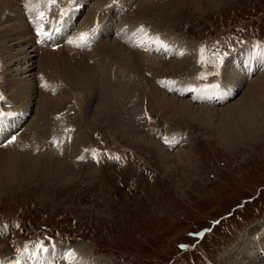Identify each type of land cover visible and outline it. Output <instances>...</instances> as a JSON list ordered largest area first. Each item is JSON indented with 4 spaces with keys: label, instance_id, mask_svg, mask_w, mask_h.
Returning <instances> with one entry per match:
<instances>
[{
    "label": "rangeland",
    "instance_id": "rangeland-1",
    "mask_svg": "<svg viewBox=\"0 0 264 264\" xmlns=\"http://www.w3.org/2000/svg\"><path fill=\"white\" fill-rule=\"evenodd\" d=\"M125 1L112 4L110 11V7L108 10L105 7L103 13L109 11L112 14L101 17L111 18L116 32L128 27L129 34L134 30L133 33L141 35L138 30L143 27L149 38L162 40L167 45L166 53L156 57L166 61L167 65L158 60V80L153 74L149 75L144 81L145 88L135 80L127 95L117 89L121 84L112 79V71L118 62L106 58L99 68L103 77H108L113 91L110 96L106 86L109 96H105V100L102 81L95 85L98 96L91 107L102 118V124L96 125L88 124L86 118L83 120L78 105L72 111L68 109L73 102L70 93L61 92L60 78L49 75L55 85L51 84L47 92L39 91L37 95L60 100L58 104L61 105L36 112L41 116L48 115L47 122L43 120L44 130L37 129V137L35 135L45 153L32 152L28 148L19 152L27 160L31 156L28 162L38 163L40 169L32 180H29L30 172L26 171L24 183L11 185L10 191L5 189L2 194L0 252H14L22 244L50 245L52 240L86 246L81 255H89L91 263L88 264H263L259 247L264 244V118L257 112H249L256 123L255 136L247 138L245 144L241 141L238 146L227 148L217 137L222 123H210L207 119L204 124L175 116L172 105L167 110V102L173 96L180 102L191 98L194 106L208 104L196 102L195 93L181 95L162 86L168 81L180 83L177 77L181 75L182 81H194L197 88L202 89L205 84L199 77L201 74L229 78L230 72L237 68L245 81L233 89L235 97L221 106L225 108L245 98L247 89L260 84L264 75L263 72L257 76L260 71H253L249 76L244 69V60H240L241 56L253 53L254 45H264V0H145L141 8L139 2L130 5ZM145 6L150 7L146 9ZM143 8L150 12L146 14ZM118 25L121 29L117 31ZM180 46L183 54L179 57L176 50ZM185 47H192L191 51L186 52ZM224 53L222 62L229 60L234 66L226 67L230 71L225 74L224 65L221 67L222 62L218 59ZM188 56H191L190 60L184 59ZM256 56L260 59L259 54ZM6 59L0 51V95L3 96L0 110L21 113L18 108L23 103L17 106V90L15 85L9 84ZM178 66L182 67L178 69ZM128 76L133 78V73ZM152 81L158 87L154 86L155 93L152 92ZM222 85L224 88L229 86L223 82ZM163 88L167 98L161 97ZM148 89L153 96L148 94ZM263 93L264 89L253 96L260 108L264 106L260 101ZM145 98L151 104H144ZM83 102L85 106L86 100ZM130 106L136 108V115L127 112ZM144 107L149 110L148 115ZM36 108L37 105L33 109ZM192 113L191 116H197ZM34 114L28 115L29 124L24 121V128L35 119ZM56 115H60L61 121L56 117L55 122H59L60 127L57 140L63 141L60 149L51 143L52 138L57 137ZM65 115H72V118L64 119ZM150 122L154 128L148 127ZM174 134L183 137L179 145L167 147L170 155L182 157L179 162L173 160L175 164L162 161L153 146L135 147L136 140L143 137L141 135L149 140L158 138L163 144L162 137ZM90 149L98 154L99 163L95 158H88ZM81 156L83 160L79 159ZM115 156L121 159L117 161ZM244 250L252 253L251 259L244 258Z\"/></svg>",
    "mask_w": 264,
    "mask_h": 264
},
{
    "label": "bare ground",
    "instance_id": "bare-ground-1",
    "mask_svg": "<svg viewBox=\"0 0 264 264\" xmlns=\"http://www.w3.org/2000/svg\"><path fill=\"white\" fill-rule=\"evenodd\" d=\"M20 2H21V0H0V51L4 52V55L7 56V59H6L7 65H8L7 71L9 72V77H10V79L8 81H9L10 85L16 86L15 87V89L17 90L16 98L19 100L17 106H19L20 102L23 103V105L18 108L19 110L21 109L20 110L21 113H17V114L20 115V117H25V118H23L21 121L18 118L9 119L7 121V124L2 126V130H0V135L1 136L4 135L8 130H14V129H16V127H17L18 131L21 130V128L24 126V121L28 122V124H29V121L26 119L30 113H32V114L35 113L34 114L35 119L30 123V125L26 124L25 128L23 127V131L21 132V134H19L18 137H15L16 142L14 144H10L9 146L5 147L4 149H0V200H1L2 194L4 192H6L5 189L10 191L9 186L12 185V187H13L14 185L22 184V183H24V181L27 180V178H25V176H26L25 172L26 171L30 172V173H28V176H31L29 178V180L36 178L38 175L37 174L39 172L38 169H40V168H38L39 164L35 163V162L29 163L28 160H30L31 156L29 155L30 157L27 160L25 157H23V156L21 157L19 152H21L22 150H25V148H28V150H30L32 152L40 150L39 152L42 153L45 151V150H43V148H44L43 144H41V142L36 138L37 137L36 131H37V129H41L42 131L44 130L45 125L43 123V120H45V122H47L48 115L44 116L42 114L44 116L43 117L40 115V113L36 114V112H38V110H40V109L48 110V108H51L54 106L60 107V105H61V104H58L60 102V100H52V99H50V97L48 98V97L43 96L41 94H40V98H39V96L37 95L39 91H41L42 93L47 92L49 90L51 84L55 85L54 83H51L53 81H51L49 75H51V76L55 75L56 77L58 76L60 78V80H58V81L61 84V85H59V84L58 85L63 87V90L61 92H63L65 90V91L70 93L69 97L71 99H73V102H72V104H70L71 107L67 106L68 109L72 111V108L73 109L77 108V105H78L80 107V112H82L83 120L86 118L85 121L88 124L96 125L99 122H101V124H102V121H101L102 118L100 116V113L95 112L94 109H92V107H91V104L96 101V96H98V92L96 90L95 85L98 84V81H100V82L102 81L103 89H104V91L102 92V96L104 97V99H105V96L108 95V93L105 91L106 86L110 90V93H109L110 96L112 94L111 92L113 91L108 84V82H109L108 77H103L102 72L100 71V68H99L100 65H103L106 58H108V59L113 58L114 62H118L117 68L112 71V74H113L112 79H114V81L121 84V87L117 88V89H120V90L122 89L123 93H125V94H127V92L128 93L131 92L132 83L135 80H136V82H138L140 87H144V88H145L144 81H145V79L147 80L149 75L151 76L153 74L155 80H158V78H159V62L161 64L164 63L167 65L166 61H160L159 58L156 56L154 58H152L151 56H149L147 53H145L142 50H138L137 52L134 53L133 52L134 50H132V48L128 45L127 39L125 38V37H127L126 34L129 35V33H130V31L128 30V27L125 28L126 30L123 28L121 29V27H120L121 25L119 24L120 26L119 25H118L119 27L116 26L117 27L116 29H117V31H118V28H120L121 30L119 32H116L113 20L111 18L104 19L101 17V15L103 17L104 16L108 17L112 14V12H109L110 10H112L111 8H113L111 6L113 4L112 0H96L95 2H93L91 4V6L89 7V10L87 12V15L84 18L85 19L84 23L87 27H92L96 24H98L100 26L99 32H100V38L102 39L100 42L95 44V46H93L92 48H90L88 46V47L82 48V49L74 47L73 44L69 43L66 46V48H61L56 52L44 50V49H38L35 46V44H34L35 40L33 39L32 35H31V31L29 28L30 26H29L27 20L22 16L23 15L22 14L23 9L20 6ZM39 2L44 3V2H46V0H39ZM138 2L140 4L139 8H141L143 6V3H145V0L144 1H138V0H126L125 1V3L130 4V5H134L135 3H138ZM105 7L107 10L109 7H110V9H109V11H106L103 13V11L105 10ZM147 7H150V6H147ZM147 7H146V9H147ZM140 11H141V9H140ZM142 11H146V10H144V8H143ZM149 12L150 11L148 9L145 13L148 14ZM127 15L128 14H126V16ZM129 16L132 17V15H129ZM129 16H128V18H130ZM123 21H124V19H123ZM126 24L127 23H125L124 25H126ZM137 28H138V26H137ZM101 30H102V32H101ZM133 31H132V33H133ZM84 32H87V31H84ZM138 32H139V30H138ZM77 37L78 36L74 37L73 40H75ZM104 38H106V39H104ZM182 45L184 46V43ZM180 48H181V46L176 51V53L178 52L177 54L179 55V57L181 54V52H179V51L181 49H183V48H181V49ZM191 48L192 47H188V48L185 47L186 52H188L187 50L191 51ZM129 49H130V52L128 53ZM39 53H42V55H40ZM118 54H119V57L117 56ZM177 57L178 56H176V58ZM190 57L191 56H188L184 59L190 60L189 59ZM158 60H159V62H158ZM176 60L177 59H175V62H176ZM133 61L135 64L133 63L132 65H130V62H133ZM91 62H92V64H91ZM94 62H95V64L93 65ZM171 62L172 61H169V63H171ZM229 63H230L229 60L228 61L226 60V61L221 63V67L224 65L222 67V69H224L223 70L224 74H225V72L230 71L229 68H226V67L233 66V65H230ZM181 67L178 66V69ZM156 69H158V72H156ZM3 70H4L5 78L7 80V75L5 74V70H6L5 65H3ZM168 72H170V69L168 70ZM263 72H264V70L260 71V74H257V76L262 75ZM129 73H133V78H129V77H131V76H128ZM182 74H184V73H182ZM186 74H188V72H186ZM180 76L181 75H179L177 77L178 80H181V82H183V83H189V82L182 81L183 79L180 78ZM255 76H253V77H255ZM262 77H264V75ZM262 77H261V79H262ZM128 78L130 79L129 82H128ZM220 78H221V81L223 83L229 85L231 88L233 87V89L238 87L237 84H242V82L245 81V77L240 75L237 68H234L230 72L229 78L228 77L222 78L221 76H220ZM261 79H260V81H262V82H260V84H258V83H257L258 85L254 84L256 88L254 87L252 89L249 88V90L247 89L246 94L244 95L245 98H241L239 101H237L234 104H232L228 107H225V108H222V106L220 108V107H213L210 105L209 106L202 105V104L199 105V103H198L199 106H197V105L194 106L193 100H191V98H187V100H190V101H185V100H182L181 98L177 97V98L181 99V102H180V101H176L175 100L176 98H174L175 96H173V98L167 102V107H168L167 110L171 109L169 105H172L171 110L175 113L174 114L175 116H178V115L183 116L186 119L191 118L194 122H197V120H198L199 122H204V124H205V120H207V119H209L208 122L211 121L210 123L218 122V123H220V125L222 123L221 131L217 132V137H218L219 141H222V143L224 145H227V148L230 146H235L237 144H240L241 141H244V144H245V142H247L250 137L252 138L253 136H255L253 134V129H255L254 127H255L256 123L254 122V119L248 115V113L251 111L252 112L254 111V112H257V114L261 115L262 118H264V106L262 108H260L257 105V102H255L256 99L253 97L254 94H259V93L263 92L264 78L262 80ZM230 81L232 83H229ZM45 82H47V84L49 85L48 88H45L43 86ZM154 83H155V81H154ZM154 83L152 81V84H154ZM155 84L153 86L151 85L152 86V92H154V90H155L154 86L156 88H158ZM80 85H82L81 89H84V92L80 89V87H81ZM168 85L169 86L173 85L175 87L181 86L180 83H178V82H175V83L168 82ZM76 91H78V92H76ZM138 91L140 92V89ZM147 91H148V94L150 96H153L152 93L150 92V89H148ZM160 91L158 89V92H160ZM161 92L163 93V96H161V95H156V96H158V97L161 96L163 98L166 97L165 94L167 93V91H165L164 88H163V91H161ZM162 93H159V94H162ZM79 94H81L82 98L80 97ZM142 94H144V93H142ZM8 95H9V93H8ZM74 97H75V99H74ZM169 98H170V96H169ZM82 99H85L87 102L85 106L82 105V103L84 104L83 101H85V100H83L79 103V101ZM144 100H145L144 104H146V105H148L149 103L151 104V101L148 98H145ZM247 101H249L251 104L249 105ZM260 101L264 102V93H263L262 99ZM169 102H171V103L169 104ZM246 103L248 104V108L250 107V109L246 108ZM195 104H196V102H195ZM36 105H37V108L35 110L33 108ZM110 105L111 104H109L108 106H110ZM263 105H264V103H263ZM98 107L100 108L99 105H98ZM133 109H134V112H133ZM143 109H144L145 114L148 115L149 110L146 107H144ZM154 109H156V108H154ZM114 110H116V108H114ZM98 111H100V109H98ZM127 112H131V113L136 115V108L135 107L131 108V106H130ZM192 112H194V114H197V116L196 117L191 116L193 114ZM162 113H163V111H162ZM106 115H107V113H106ZM56 117H57V115L55 116V119H54V127L56 129L55 134L57 135V134H59V128L60 127H58V126H59V122L61 123V121L59 119L58 120L59 122L57 123L58 124L57 125L55 122ZM113 117H115V116H113ZM232 117H234V118H232ZM66 118H68V120H70L72 118V115H65L64 119H66ZM110 118L111 117H109V120H110ZM28 119H31V118H28ZM106 120H108V118ZM210 123L208 125H210ZM253 123H254V125H253ZM198 124H200V123H198ZM148 127L154 128V125L150 122ZM207 128L209 129V127H207ZM52 130H54V129H52ZM148 131L149 130H147V132ZM15 132H13L11 134V136L13 134H15ZM72 132H74V131H72ZM71 134L73 136V133H71ZM35 135H36V137H35ZM247 135H248V137H247ZM141 136H143V137L137 139L135 142L136 144H138L137 146L135 144L136 148L139 147V145L140 146L146 145V147L149 146L151 148L154 147L156 149V151L158 152V154L160 155V157L162 158V161H164V162L167 161L168 163L171 162V164L176 163L173 160H178V162L181 161L182 157L175 158L169 154L170 153L169 150H167L166 147L163 146L160 139L156 138L157 140H159V142H158L154 138H151V140H149V139L145 138L144 135H141ZM44 146H45V144H44ZM50 148H51V145H50ZM178 153H180V151ZM35 157H36V155L34 156V158ZM34 161H35V159H34ZM173 168H176V167H173ZM33 170H35V173L33 172ZM252 234H253V232H252ZM259 241L260 240H258V242ZM79 247L75 246V244H63L61 246H55V249L52 251V253L49 252V254H44L41 252L36 253L35 250L34 251H27L26 254L28 255L27 257H29L35 263H37L36 259L39 260L41 258L42 261L44 262V264H64V262H65V264H72V263H69L70 260H72L74 264H88L91 260L89 258V255H86V254L83 256L81 255L83 252V248L86 246H84V247L79 246ZM78 248L79 249L82 248V249L79 250ZM259 249H260L261 254L264 258V244L261 245L259 247ZM90 251H91V248L89 249V252ZM243 252L245 255L244 258L251 259V257H252L251 252L246 251V250H244ZM69 253H75V256H69ZM90 255H92L91 252H90ZM26 258L24 259L23 264H27ZM79 258H80V262H78ZM92 261H94V260H92ZM263 264H264V262H263Z\"/></svg>",
    "mask_w": 264,
    "mask_h": 264
},
{
    "label": "snow or ice",
    "instance_id": "snow-or-ice-1",
    "mask_svg": "<svg viewBox=\"0 0 264 264\" xmlns=\"http://www.w3.org/2000/svg\"><path fill=\"white\" fill-rule=\"evenodd\" d=\"M51 3L55 4L56 0H50ZM70 3H74L75 0H69ZM113 4H119V0H112ZM69 9H61L59 16H60V23H63V19L65 16H67L69 14ZM38 19L40 21L39 25L36 27V34L37 36L40 38L41 43H43L45 40H49L52 38V35L54 34V32H58L60 30V28L57 26L56 22L46 19V14L44 11H40L38 14ZM50 26L51 30H46V27ZM98 27V25H97ZM97 28H93L91 30V32H81L80 35L73 41H69V43L73 44L74 47L77 48H86L90 45L92 39L94 38L95 32H96ZM139 33L142 36H147V32L146 30L141 27L139 29ZM151 43L158 45L160 48H164L167 49V45L161 41L159 38H155L151 41ZM142 47L145 48V50H147L148 45L147 44H143L141 45ZM260 48H264V45H260ZM183 53H181L182 55ZM226 55V53L224 54H220L218 56V59L221 60L223 59V56ZM43 79V78H42ZM175 83V82H172ZM45 88H48L49 85L47 84V82L44 83L43 85ZM55 94V93H53ZM0 100H3V96L0 95ZM12 114L10 113H5L4 111L0 110V121L5 120L8 116H10ZM57 119H59V117H57ZM149 119H151L149 117ZM66 131H74L73 129H67ZM180 139H183V137H181ZM180 139H177L175 136L169 137V136H164L162 137L163 142L168 145L169 147H174L176 144H178L180 142ZM70 140V137H69ZM16 142L15 137L9 139L8 144H14ZM51 143L57 148L60 149L61 145L63 143V141L61 140H57V139H53L51 141ZM0 147H7L6 144L4 145H0ZM38 150V149H37ZM87 151V150H86ZM93 158L97 159V162L99 163V159H98V154L96 152L92 153ZM109 158H113V157H109ZM79 159L83 160L84 157L81 156L79 157ZM115 160L119 161L121 159L120 156H115L114 157ZM7 227V226H5ZM17 227H19V225H17ZM41 252H47L48 249L44 246V245H40V249ZM69 256H75V253H69ZM0 264H3V261H0ZM16 264H20L19 261H16Z\"/></svg>",
    "mask_w": 264,
    "mask_h": 264
}]
</instances>
